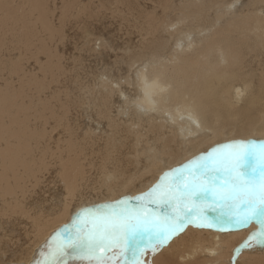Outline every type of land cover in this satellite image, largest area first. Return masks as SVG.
I'll return each mask as SVG.
<instances>
[{"label": "bare ground", "instance_id": "1", "mask_svg": "<svg viewBox=\"0 0 264 264\" xmlns=\"http://www.w3.org/2000/svg\"><path fill=\"white\" fill-rule=\"evenodd\" d=\"M44 1L0 0V264H33L80 209L147 192L217 145L264 141V0H66L63 22L102 7L124 27L82 31L74 49L102 73L80 79ZM256 227L189 224L144 259L264 264V246L241 247Z\"/></svg>", "mask_w": 264, "mask_h": 264}, {"label": "snow or ice", "instance_id": "2", "mask_svg": "<svg viewBox=\"0 0 264 264\" xmlns=\"http://www.w3.org/2000/svg\"><path fill=\"white\" fill-rule=\"evenodd\" d=\"M217 209L209 220L206 212ZM189 224L220 231L255 224L241 247L264 246V141L217 145L164 172L147 192L80 209L33 264H148L149 252L156 255Z\"/></svg>", "mask_w": 264, "mask_h": 264}, {"label": "rangeland", "instance_id": "3", "mask_svg": "<svg viewBox=\"0 0 264 264\" xmlns=\"http://www.w3.org/2000/svg\"><path fill=\"white\" fill-rule=\"evenodd\" d=\"M70 1H73V0H70ZM70 1H66V0H58V1H54V0H45L44 2H45V4H47V5H49V7H51V12L54 14V18H57V20H56V22L54 23L57 27H60V26H63L64 25V23L66 24L65 26H63V28H64V30H65V36L68 38L67 39V43H66V47H65V49H66V52L67 53H65V61H66V63H67V65L68 66H71V70H72V72L70 73V75H72L73 76V78L74 79H80V78H85L86 77V75H85V73L86 72H88L87 74H89V71H93L94 72V74L95 75H97V74H100V73H102V71H101V69L99 68V69H97L96 67H95V65L94 64H92L91 63V61L89 60V59H85L84 57L83 58H81L80 56H79V54H78V50L77 49H74L75 48V46H76V44L78 43V41L79 42H81V40H80V38L84 35L85 36V34H82L83 32L82 31H85L86 32V35H87V32H89V30L91 31V29H92V31H95L96 29H98V24H100L101 25V28H102V30H101V32L103 31V29H104V27H105V32H112L111 34L113 35V34H115L116 36H120V35H123V32H122V30L124 29V27L123 26H121L120 24H119V18H115V22L117 21V25L113 22L114 21V19H113V21H112V18H110L109 16H107V14L109 15V12L106 14V9L105 8H103L104 10H105V13H103L104 11H102L101 10V8H95V10L93 11L94 13H91V11L89 12V10L90 9H88L85 13H87L86 14V16H90V17H92V18H90V17H86V16H84L85 15V13L83 14V15H81L82 16V18H80L79 16H78V14H76V16H75V14H74V16H75V19H74V17L73 16H68L67 18H66V20H64V22H63V20H62V17H61V15H60V12L59 11H61V13L62 12H64V11H66V10H64L63 8L66 6V5H71L70 4ZM78 1H81L82 2V0H74L73 2L74 3H77ZM84 1V0H83ZM97 1V0H96ZM63 2H64V4H63ZM72 2V3H73ZM86 2H87V0H85V3L83 2V4H85V5H87V6H89L90 7V4L88 3V2H90V0H88V2H87V4H86ZM60 3V4H59ZM93 3H94V7L97 5V2H94V0H93ZM53 4H55V6H59L60 5V7H58V8H53V6L52 5ZM58 4V5H57ZM89 4V5H88ZM64 6V7H63ZM93 7V8H94ZM97 7V6H96ZM57 10V11H56ZM98 10H100V11H98ZM54 11V12H53ZM99 12V13H98ZM101 12V13H100ZM75 13V12H74ZM100 15V14H102V15H100V16H102V17H100V16H97V15ZM106 14V15H105ZM95 15V16H94ZM104 15V16H103ZM83 16H84V19H83ZM94 16V17H93ZM99 18L100 17V20H98L97 18ZM105 17V18H104ZM107 17H109V18H107ZM72 18L74 19L73 21H72ZM82 20L83 19V21H80V19ZM86 18L89 20H87L88 22H86L85 20H86ZM93 18L94 19H96L95 21L93 20ZM60 20H62V22L60 21ZM70 20V21H69ZM76 20V23H74V21ZM105 20H107L106 22H105ZM85 21V22H84ZM90 21H92V22H94L95 24H94V27L91 25L90 26ZM96 21H98V22H96ZM68 24H67V23ZM69 22H70V24H69ZM78 22H79V24H78ZM82 22H84L83 23V25H81L82 24ZM73 23V24H72ZM81 23V24H80ZM87 23V24H86ZM89 23V24H88ZM97 23V24H96ZM77 25V27L79 28H77L76 27V25ZM86 24V25H85ZM69 25V26H68ZM71 25V26H70ZM84 25H85V27H84ZM95 25H97V26H95ZM107 25V26H106ZM73 26L74 27H76V28H73ZM88 26V27H87ZM118 26H120L121 28H123L122 30L120 29V27H118ZM91 29H90V28ZM94 29H93V28ZM117 27L119 28V29H117ZM66 28V29H65ZM68 28V29H67ZM82 28V29H81ZM86 28H88V29H86ZM108 28H109V30H108ZM112 28V29H111ZM111 29V30H110ZM71 30V31H70ZM79 30H81L80 31V33H79ZM100 30V27H99V29H98V32H100L99 31ZM117 30H119V31H117ZM77 31H78V33H77ZM71 32H72V34H71ZM109 32V33H110ZM119 33H122V34H119ZM74 34V35H73ZM80 34H82V36L80 35ZM115 35H113V36H115ZM69 36H71V37H69ZM76 36H78V37H76ZM70 38V39H69ZM79 38V39H78ZM117 38V37H116ZM69 40V41H68ZM98 44H99V42H98ZM98 46V45H97ZM98 48H99V46L97 47V50H98ZM74 49V50H73ZM38 196V195H37Z\"/></svg>", "mask_w": 264, "mask_h": 264}]
</instances>
